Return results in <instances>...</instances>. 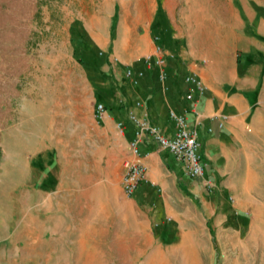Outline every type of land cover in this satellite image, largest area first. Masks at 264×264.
Here are the masks:
<instances>
[{
    "label": "rangeland",
    "instance_id": "rangeland-1",
    "mask_svg": "<svg viewBox=\"0 0 264 264\" xmlns=\"http://www.w3.org/2000/svg\"><path fill=\"white\" fill-rule=\"evenodd\" d=\"M78 1L0 0V264H264V89L256 145L240 172L248 186L211 195L229 213L225 224L202 218L199 247L180 234L144 248L143 213L135 208L134 224L117 178L124 165L94 120L99 101L115 112L118 75L97 73L107 56L69 39ZM261 4L247 0L249 9ZM116 12L122 18L119 5ZM165 24L159 12L160 44ZM122 123L129 137L132 125Z\"/></svg>",
    "mask_w": 264,
    "mask_h": 264
},
{
    "label": "crops",
    "instance_id": "crops-1",
    "mask_svg": "<svg viewBox=\"0 0 264 264\" xmlns=\"http://www.w3.org/2000/svg\"><path fill=\"white\" fill-rule=\"evenodd\" d=\"M225 2L230 6L228 16L223 11ZM75 4L79 12L66 25L69 39H87L107 56L97 73L120 77L119 83H114L120 88L115 92L117 101L113 100L115 112L110 113L105 105L106 112L99 119L96 105L102 102H97L94 109V120L112 139L119 161L132 158L127 147L135 137V125L128 120L127 110L134 108L142 115L143 110L135 108L138 101L143 102L151 125L165 137L172 138L176 133L171 110L185 115L188 127L197 129L205 177L215 186L211 193L200 181L187 176L175 157L149 136L139 144L140 161L148 168L146 180L127 197L122 188L124 173L117 178L125 202L134 208V224L135 208L143 213L148 242L144 248L155 244L160 249L169 236L180 234L183 242L199 247L202 218L217 227L228 219V212L217 211L211 204V195L230 198L236 195L239 182L248 186L246 171L243 175L240 172L247 169L242 162H248L256 145L254 137L258 136L254 121L264 89V6L249 9L247 0H79ZM117 5L123 10L122 18L116 17ZM86 9L91 12L84 13ZM159 12L166 19L161 27L163 44L152 31ZM254 26L256 31L251 33ZM84 47L87 49V44ZM157 47L167 58L164 84L159 68L145 62ZM169 55L173 58L168 59ZM203 60L205 64H201ZM128 69L133 70V78L125 77ZM194 71L199 73L205 90L197 92L194 101H187L186 77ZM140 72H144L143 77L138 76ZM103 84L106 86V82ZM120 99L125 100L124 106L119 104ZM123 120L132 125L129 137L125 133L128 126L125 129L122 125L123 132L118 129Z\"/></svg>",
    "mask_w": 264,
    "mask_h": 264
},
{
    "label": "built area",
    "instance_id": "built-area-1",
    "mask_svg": "<svg viewBox=\"0 0 264 264\" xmlns=\"http://www.w3.org/2000/svg\"><path fill=\"white\" fill-rule=\"evenodd\" d=\"M173 58L172 55L168 56ZM167 58L163 56V50L157 47L154 55L145 57L147 65H155L159 68V79L164 84L167 79L165 72ZM206 61H201L205 64ZM198 65V64H196ZM134 73L132 69H128L125 73L126 78H133ZM139 77L144 76V72L138 74ZM186 83L189 89L184 95L187 101H194L197 92L203 93L205 85L199 76L198 72H191L186 77ZM125 100L120 99L119 104L125 105ZM135 108L143 110L142 115H138L134 108L127 110V118L135 125V137L128 143V154L131 159H125L123 162L125 171L122 176V188L127 197H131L137 190L139 184L147 178V166L140 161L141 153L139 144L144 137L149 136L160 149L169 151L175 159L182 165V168L187 176L192 179L200 181L202 187L208 193L214 190V183L205 177V164L200 154V142L198 140V131L196 128L190 129L188 127L185 115L177 114L175 111H170V117L175 123L176 133L174 137L168 138L161 134L159 128L151 125L145 113L143 102L135 103ZM106 112V106L102 103L96 105L97 118L102 119ZM122 122L118 123V129L123 132Z\"/></svg>",
    "mask_w": 264,
    "mask_h": 264
}]
</instances>
